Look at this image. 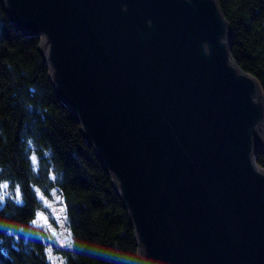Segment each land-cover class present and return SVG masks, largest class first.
<instances>
[{
    "label": "water",
    "instance_id": "1",
    "mask_svg": "<svg viewBox=\"0 0 264 264\" xmlns=\"http://www.w3.org/2000/svg\"><path fill=\"white\" fill-rule=\"evenodd\" d=\"M40 36L140 264H264V93L217 0H0Z\"/></svg>",
    "mask_w": 264,
    "mask_h": 264
},
{
    "label": "trees",
    "instance_id": "2",
    "mask_svg": "<svg viewBox=\"0 0 264 264\" xmlns=\"http://www.w3.org/2000/svg\"><path fill=\"white\" fill-rule=\"evenodd\" d=\"M231 54L264 93V0H217ZM40 36L13 26L0 2V264H140L134 227L78 118L58 99ZM264 168V153L257 150ZM59 199L68 237L48 203Z\"/></svg>",
    "mask_w": 264,
    "mask_h": 264
},
{
    "label": "rangeland",
    "instance_id": "3",
    "mask_svg": "<svg viewBox=\"0 0 264 264\" xmlns=\"http://www.w3.org/2000/svg\"><path fill=\"white\" fill-rule=\"evenodd\" d=\"M49 209L54 215L56 224L52 223L47 215L42 216L40 214V220L49 225L51 231L60 239L66 240L68 237V230L65 221V215L63 211V206L59 199L48 203Z\"/></svg>",
    "mask_w": 264,
    "mask_h": 264
}]
</instances>
